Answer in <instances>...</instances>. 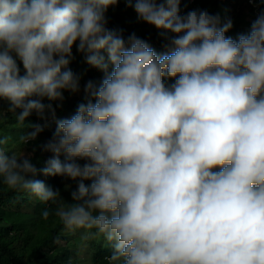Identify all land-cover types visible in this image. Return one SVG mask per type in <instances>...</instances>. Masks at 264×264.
Masks as SVG:
<instances>
[{
    "label": "clouds",
    "instance_id": "9594fccd",
    "mask_svg": "<svg viewBox=\"0 0 264 264\" xmlns=\"http://www.w3.org/2000/svg\"><path fill=\"white\" fill-rule=\"evenodd\" d=\"M120 2L0 0V123L5 111L21 128L43 121L25 145L56 125L40 168L0 132V181L103 238L107 264H264V11L233 38L230 18L182 13V0H124L158 30L157 53L108 27ZM74 49L103 78L58 118L53 105L81 91ZM39 175L70 182L71 202Z\"/></svg>",
    "mask_w": 264,
    "mask_h": 264
},
{
    "label": "trees",
    "instance_id": "16d2710c",
    "mask_svg": "<svg viewBox=\"0 0 264 264\" xmlns=\"http://www.w3.org/2000/svg\"><path fill=\"white\" fill-rule=\"evenodd\" d=\"M257 5L251 4L250 0H182L181 11L184 13L192 9H206L213 15L219 14L222 20L230 18L233 29L228 35L236 38L239 34L247 33L258 13L264 11V3ZM107 18L108 27L123 30L125 38L135 33L155 48L157 53L165 51L158 30L138 21L136 12L124 0L109 9ZM74 56L70 67L82 77L81 91L76 94L65 92V99L53 105L58 118L70 117L77 105L84 102L83 86L88 80L99 82L103 78V73L89 67L75 49ZM20 67L23 73L22 64ZM2 115L4 119L0 123V132L9 138V152L19 154L23 148L22 153L35 150L33 163L38 168L43 167L51 154L41 151L39 144L52 138L55 123L49 118L48 127L39 135L38 141L25 145L18 143V139L28 130L27 123L44 122L33 114L25 122V127L21 128L17 126L18 122L12 114L5 111ZM37 178L61 191L58 200L71 202L69 189L65 188V183L70 182L60 177L46 178L39 175ZM56 208L57 204H45L27 193L9 190L0 181V264H107L105 257L110 255L111 250L103 238L85 239L86 230H66L55 215ZM45 209L49 210L47 220L42 216Z\"/></svg>",
    "mask_w": 264,
    "mask_h": 264
},
{
    "label": "rangeland",
    "instance_id": "374dc122",
    "mask_svg": "<svg viewBox=\"0 0 264 264\" xmlns=\"http://www.w3.org/2000/svg\"><path fill=\"white\" fill-rule=\"evenodd\" d=\"M70 94H72V93H70ZM50 121H52V120H50ZM14 143L12 142L11 143V145H13ZM16 144V143H15ZM24 150V148L23 149H21V151H20V153H22V151ZM83 256H85V253L83 252Z\"/></svg>",
    "mask_w": 264,
    "mask_h": 264
}]
</instances>
